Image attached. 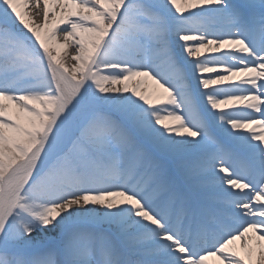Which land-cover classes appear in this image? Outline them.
Returning <instances> with one entry per match:
<instances>
[{"label": "snow or ice", "instance_id": "obj_1", "mask_svg": "<svg viewBox=\"0 0 264 264\" xmlns=\"http://www.w3.org/2000/svg\"><path fill=\"white\" fill-rule=\"evenodd\" d=\"M210 258L264 264V0H0V264Z\"/></svg>", "mask_w": 264, "mask_h": 264}, {"label": "bare ground", "instance_id": "obj_2", "mask_svg": "<svg viewBox=\"0 0 264 264\" xmlns=\"http://www.w3.org/2000/svg\"><path fill=\"white\" fill-rule=\"evenodd\" d=\"M30 11H31V15H32V17H34V20L36 23L39 24V23L43 22L42 7L40 9V13H41L40 15H36L37 9L35 8L34 3H33V6L31 7ZM57 12H59V9H57ZM40 21H42V22H40ZM60 40L62 42V36L60 37ZM72 51L74 52V50L71 47H69L67 49V51H66V49H63V48H61L59 50V54L61 55V57L64 60V62L66 63V65L69 67H71L74 64V62L71 61L72 56H73ZM54 54H56L55 49H54ZM235 244H236V247L239 249L240 241H236ZM209 264H217V262L215 261V258H210Z\"/></svg>", "mask_w": 264, "mask_h": 264}, {"label": "rangeland", "instance_id": "obj_3", "mask_svg": "<svg viewBox=\"0 0 264 264\" xmlns=\"http://www.w3.org/2000/svg\"><path fill=\"white\" fill-rule=\"evenodd\" d=\"M33 18H34V17H33ZM40 22H42V21H40ZM66 51H67V49H66ZM70 53H71V52H70ZM72 54L74 55V54H75V52H73V51H72ZM70 60H71V59H70ZM71 61H72V62H74L73 60H71Z\"/></svg>", "mask_w": 264, "mask_h": 264}]
</instances>
